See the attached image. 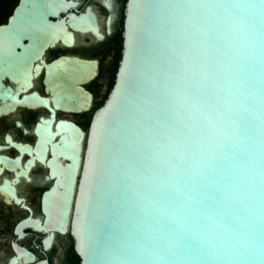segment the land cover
I'll use <instances>...</instances> for the list:
<instances>
[{
    "label": "water",
    "instance_id": "1",
    "mask_svg": "<svg viewBox=\"0 0 264 264\" xmlns=\"http://www.w3.org/2000/svg\"><path fill=\"white\" fill-rule=\"evenodd\" d=\"M70 129L44 228L80 264H264V0H128L85 160Z\"/></svg>",
    "mask_w": 264,
    "mask_h": 264
},
{
    "label": "flooded vegetation",
    "instance_id": "2",
    "mask_svg": "<svg viewBox=\"0 0 264 264\" xmlns=\"http://www.w3.org/2000/svg\"><path fill=\"white\" fill-rule=\"evenodd\" d=\"M127 3L0 0V264H26L25 250L50 264L76 253L70 232L44 228V196L72 163L70 126L86 133V159L123 58Z\"/></svg>",
    "mask_w": 264,
    "mask_h": 264
},
{
    "label": "trees",
    "instance_id": "3",
    "mask_svg": "<svg viewBox=\"0 0 264 264\" xmlns=\"http://www.w3.org/2000/svg\"><path fill=\"white\" fill-rule=\"evenodd\" d=\"M67 264H80V258L75 252H73V250L71 257L67 261Z\"/></svg>",
    "mask_w": 264,
    "mask_h": 264
}]
</instances>
